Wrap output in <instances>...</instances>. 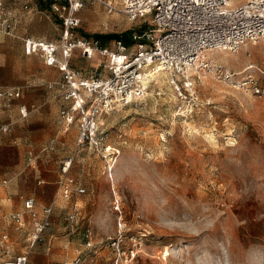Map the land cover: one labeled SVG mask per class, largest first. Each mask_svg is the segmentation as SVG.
I'll return each mask as SVG.
<instances>
[{
	"label": "rangeland",
	"instance_id": "1",
	"mask_svg": "<svg viewBox=\"0 0 264 264\" xmlns=\"http://www.w3.org/2000/svg\"><path fill=\"white\" fill-rule=\"evenodd\" d=\"M19 1L9 3L19 6ZM28 2L34 16L22 33L59 39V21L41 12L49 13L48 0ZM81 17L84 34H125L130 45L133 31L152 28L150 17L132 21L98 3ZM9 38L0 34V55L17 71L0 67V85H23L24 101L38 106L40 114L37 120H22L16 102L3 111L13 123L0 138V179H11L0 187V227L21 244L23 234L4 216L23 209L28 196L40 210L55 206L29 264H115L117 256L124 264H264V96L235 81L251 72L264 85V37L239 52L208 51L223 73L194 74L183 95L160 73L147 97L104 114L100 148L109 162L96 146L78 145L76 123L67 131L59 124L61 86L49 84L61 73L53 76L38 55L22 54ZM80 64L92 62L78 59ZM96 69L88 66L83 72ZM46 145L54 148L42 151ZM30 151L36 160H30ZM70 158V175L86 189L65 198L57 180L62 162ZM75 206L79 221L71 228L66 217ZM119 230L120 252L112 244Z\"/></svg>",
	"mask_w": 264,
	"mask_h": 264
},
{
	"label": "built area",
	"instance_id": "2",
	"mask_svg": "<svg viewBox=\"0 0 264 264\" xmlns=\"http://www.w3.org/2000/svg\"><path fill=\"white\" fill-rule=\"evenodd\" d=\"M91 3L101 4L108 13L124 14L132 21H147L150 17L152 28L133 31L134 45L123 38L109 43L98 36L78 33L82 24L79 12ZM50 5L60 24L59 42L25 37V51L40 54L48 65L60 68L65 104L59 111V124L67 131L77 123L78 145L96 146L107 161V154L100 148L104 138L100 135V119L104 114L147 97L150 84L160 73L168 76L169 83L183 95L192 87L194 74L210 70L223 73L222 67L207 57L208 51L239 52L247 43L264 37V0H242L239 3L236 0H53ZM16 21L7 0H0V31L13 34ZM76 49L87 58L95 54L103 57V69L86 75L73 68L70 61ZM235 81L237 86L246 85L253 93L264 96V85L253 73ZM20 91L16 87L0 89V106L3 98L19 96ZM20 113L22 117L28 115L26 105L20 106ZM10 126L11 123H0V137L9 131ZM71 162L72 158L64 160L61 165L58 191L65 198L71 197L75 190L85 192V188L69 175ZM6 182L0 181V186ZM24 206V211L14 212L11 218L19 228L29 227L27 243L21 253L5 260L4 264H28L32 250L50 225L52 204L45 206L40 213L35 198L29 197ZM114 207L120 213L118 225L121 230L123 216L117 198ZM67 218L70 227L74 228L79 221L77 206ZM120 230L112 242L118 252L123 248ZM86 237L87 245L91 246L90 230H87ZM0 243L6 254L12 252L8 232L1 234ZM130 253L131 258L136 256L135 250ZM115 264H124L120 256Z\"/></svg>",
	"mask_w": 264,
	"mask_h": 264
},
{
	"label": "crops",
	"instance_id": "3",
	"mask_svg": "<svg viewBox=\"0 0 264 264\" xmlns=\"http://www.w3.org/2000/svg\"><path fill=\"white\" fill-rule=\"evenodd\" d=\"M53 0H48V9H49V13H45L44 11H41V12H43L45 15H46V17L48 18V19H50L51 18V16L50 15H54L56 18H57V16H56V14L54 13V12H52V9H51V2H52ZM14 4H15V2H14ZM91 4H93V3H91ZM7 5L10 7V8H12L13 9V12H14V14H15V16L17 17V21H16V27L14 28V32H13V34H6V33H4V32H2V31H0V34H3V35H7L8 37H11V38H13V39H10L11 41H12V43L14 44V45H17V46H19V48H20V50H21V53L22 54H26V55H38L39 57H40V59H41V62L42 63H44L46 66H48V68H50V70H51V72H52V74H53V76L56 74V73H61V78H60V80H57V81H53V82H51L50 84H49V87H53L54 86V83L55 84H57L58 86L60 85L61 86V88L59 89V95H60V97H61V99H62V101L64 102L63 103V105L65 104V100L63 99V96H62V91H63V89H62V80H63V73H62V71L60 70V68L58 67V66H56V65H48L46 62H45V60H44V58L40 55V54H27L26 53V51H25V48H24V38L25 37H32V38H34V39H41V40H45V41H48V42H56V43H58L59 42V40H60V36H59V39H55V40H52V39H48L47 37H39V36H34V35H29V34H24V33H22V31H21V29H22V27L24 26V25H26V23L29 21V20H31L32 19V17L34 16V13H33V10H34V8L31 6V7H29L30 5H29V2H28V0H20L19 1V6H14V5H11L10 3H9V0H7ZM90 4H86L82 9H81V11L79 12V15H80V17H81V14H82V12H83V10L85 9V8H87V6H89ZM81 19H82V17H81ZM82 22H83V19H82ZM81 27H82V24H81V26H80V28L78 29V33H81V34H84L83 33V31L81 30ZM87 35V34H86ZM17 39V40H16ZM113 40H115V39H113ZM4 59H7V56L6 55H0V67L2 68L3 67V69H7L8 67H10L11 68V72L12 73H15L16 71H17V67L16 68H14L13 66H6V63H5V61H4ZM83 60V59H87V60H90L91 62H92V64L91 65H85V67H82V64H80L79 66L77 65V60ZM4 61V62H3ZM103 62H104V58L103 57H101L100 55H98V54H95L92 58H87V57H85V56H83L82 55V53H81V51L79 50V49H76L75 51H74V53H73V56H72V58H71V61H70V64H71V66L73 67V68H76V69H79L81 72H83V69H86L88 66H92V68H97V69H102V65H103ZM4 63V64H3ZM96 69V70H97ZM84 74H86L87 75V72H83ZM14 87H16V88H20V95L19 96H14V97H5V98H3L2 99V101H1V106H0V123H11V126H10V129H9V131L7 132V133H5V134H2L1 135V137L0 138H2L4 135H7L10 131H11V127H12V121L10 120V119H6V118H4V116H3V111L5 110V107H6V105H8V104H14L15 102L16 103H18L17 104V106H18V114H19V118L20 119H22V120H26V119H30V120H32V121H34V120H37V119H39V114H40V111H39V107L37 106H35L34 104H32V105H29L26 101H24V88H23V85H20V84H18V83H12L11 85H0V89H3V88H14ZM21 105H26L27 106V108H28V110H29V113H28V115L26 116V117H22L21 116V113H20V106ZM62 105V106H63ZM61 106V107H62ZM60 107V108H61ZM59 111H60V109H59ZM38 114V115H37ZM58 115H59V112H58ZM77 124V123H76ZM74 125V124H73ZM72 125V126H73ZM78 125V124H77ZM71 126V127H72ZM54 148V146L53 145H46V146H44L43 148H42V151H44V150H50V149H53ZM30 160H36V158L38 157V155L36 154L35 156H33V152L32 151H30ZM60 173H61V175L59 176V178H58V180H57V183H59V180H60V178H61V176H62V171H61V166H60ZM69 175H70V173H69ZM71 177H73L72 175H70ZM74 178V177H73ZM3 180H6L7 182L3 185V186H0V187H5V186H8L9 185V183H10V181H11V179H9V178H4V179H0V181H3ZM74 180L76 181V184H81V186L82 187H84L85 189H86V187L81 183V182H78L75 178H74ZM44 181V179L43 178H40V180H39V182H43ZM76 191V190H75ZM74 191V192H75ZM73 192V193H74ZM78 192V191H77ZM73 195V194H72ZM71 195V196H72ZM29 197H33V196H28V197H26V198H24V201H23V209H21V210H17V211H24L25 210V206H24V202H25V199H27V198H29ZM33 198H35V197H33ZM36 200V199H35ZM53 205V212H52V215H53V213H54V211H55V206H54V204L53 203H50V204H47V205ZM47 205H44V206H42V208H41V210L40 209H38V207H37V201H36V208H37V210L40 212V213H42V211H43V208L45 207V206H47ZM76 205H78V202H76ZM17 211H15V212H17ZM14 212H12V213H10L9 214V216H7V215H5L4 216V219H6V217L8 218L9 217V220H8V223L7 224H12L13 226H14V228L16 229V230H18L19 232H21V234H23V236H22V243L20 244V243H18V239H14L13 240V238H12V236H11V234L8 232V230L6 229V227H3V225H2V227H0V231H1V233H0V236H1V234L3 233V232H8L9 234H10V236H11V242H12V252L10 253V254H6L5 253V250L3 249V247H2V244L0 243V264H4V261L5 260H7V259H9L10 257H12V256H14L15 254H19V253H21L23 250H24V248H25V245H26V243H27V231H28V229H29V227L28 228H25V229H23V228H19L18 227V225H17V223L14 221V220H12V218H11V215L13 214ZM68 214H69V212L67 213V217H68ZM52 215H51V222H50V225H51V223H52ZM66 217V220L68 221V218ZM1 219H2V217H1ZM0 224H1V221H0ZM49 225V226H50ZM21 246V248H19ZM37 246H38V244H37ZM36 246V247H37ZM17 247V248H16ZM35 247V248H36ZM34 248V249H35ZM33 249V250H34ZM49 249V248H48ZM33 250H32V252H33ZM31 252V253H32ZM30 258H31V254H30V257H29V262H30ZM76 259H78L77 257H76ZM29 264V263H28Z\"/></svg>",
	"mask_w": 264,
	"mask_h": 264
},
{
	"label": "trees",
	"instance_id": "4",
	"mask_svg": "<svg viewBox=\"0 0 264 264\" xmlns=\"http://www.w3.org/2000/svg\"><path fill=\"white\" fill-rule=\"evenodd\" d=\"M98 37L100 38H109V39H118V38H123L125 39L126 35L125 34H106V35H101V34H97Z\"/></svg>",
	"mask_w": 264,
	"mask_h": 264
},
{
	"label": "bare ground",
	"instance_id": "5",
	"mask_svg": "<svg viewBox=\"0 0 264 264\" xmlns=\"http://www.w3.org/2000/svg\"><path fill=\"white\" fill-rule=\"evenodd\" d=\"M116 15V14H115ZM119 16V15H118ZM161 76V75H160ZM154 79V76L152 77ZM160 80V79H159Z\"/></svg>",
	"mask_w": 264,
	"mask_h": 264
}]
</instances>
